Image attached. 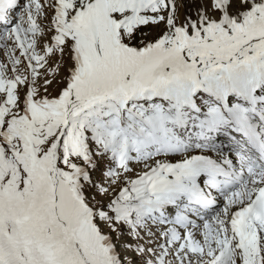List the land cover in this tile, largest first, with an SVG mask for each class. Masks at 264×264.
<instances>
[{
  "label": "snow or ice",
  "instance_id": "6c2138e0",
  "mask_svg": "<svg viewBox=\"0 0 264 264\" xmlns=\"http://www.w3.org/2000/svg\"><path fill=\"white\" fill-rule=\"evenodd\" d=\"M0 26V264H264V0Z\"/></svg>",
  "mask_w": 264,
  "mask_h": 264
},
{
  "label": "bare ground",
  "instance_id": "6f19581e",
  "mask_svg": "<svg viewBox=\"0 0 264 264\" xmlns=\"http://www.w3.org/2000/svg\"><path fill=\"white\" fill-rule=\"evenodd\" d=\"M3 27H4V26H0V30H1V31H2Z\"/></svg>",
  "mask_w": 264,
  "mask_h": 264
},
{
  "label": "rangeland",
  "instance_id": "374dc122",
  "mask_svg": "<svg viewBox=\"0 0 264 264\" xmlns=\"http://www.w3.org/2000/svg\"><path fill=\"white\" fill-rule=\"evenodd\" d=\"M4 30H5V29H4V27H3L2 31H4ZM0 31H1V30H0ZM2 31H1V32H2Z\"/></svg>",
  "mask_w": 264,
  "mask_h": 264
}]
</instances>
